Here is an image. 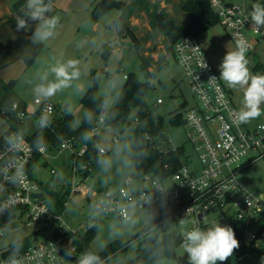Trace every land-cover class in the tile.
I'll return each instance as SVG.
<instances>
[{
  "label": "built area",
  "instance_id": "2783aa9c",
  "mask_svg": "<svg viewBox=\"0 0 264 264\" xmlns=\"http://www.w3.org/2000/svg\"><path fill=\"white\" fill-rule=\"evenodd\" d=\"M210 3L219 16L220 24L230 32L235 44L237 40L243 39L248 46L247 52L254 51L257 40L264 39V29L257 32L252 28L245 7L230 0H210ZM248 32L257 38L250 40ZM119 38L118 33L117 39L109 47L119 44ZM174 58L196 98V105L189 108L183 117L193 133L188 137L198 155L200 168L191 172L186 164L169 177L178 183V191L173 192H166L161 184L153 181V175H145L142 178L153 186V196L148 190H143L134 198L129 189L124 187L114 192L110 189L99 191L90 185L94 180L93 167L96 161L95 157L89 155L87 142H78L76 138L67 139L57 148L50 149L44 145V150L39 151L20 132L7 131L0 138V218L14 211V222L27 219L29 225L40 228L37 231L43 229L48 232L41 239L36 235L26 252L15 257L1 256L0 264H12L13 261L17 264H72L78 252L77 240L97 226L98 221L94 216L87 217L77 226L68 221L70 200L76 195L85 197L98 213L117 214L126 220L129 219L128 207L132 205L148 207L153 214L163 211L174 213V210L181 208L174 216L183 241L184 234L191 228L210 227L211 222L206 221L210 216H214V222L223 220L234 225L233 229L235 227L244 238L249 236L250 241L264 239V195L253 196L237 179L249 163L264 157V122L255 128L236 122L238 108L199 38L187 36L179 41L174 47ZM204 63L206 68L203 67ZM212 76L216 78L210 80ZM124 78L127 79V76ZM161 103L159 100L158 104ZM35 104L32 116L37 121L42 114L48 116L50 123L45 128H52L58 114L55 104L43 99L40 102L36 99ZM106 114L107 109H102L98 123L88 138L101 139L108 128ZM2 115L9 120L24 122L29 113L20 111L15 104L11 111H2ZM120 138L117 135L113 141L118 143ZM97 148V155L108 153L101 143H97ZM37 155L41 156L38 164L43 160L49 163L53 159L66 158V176L62 177L58 170L51 168L54 178L61 180L59 186L54 187L37 179L34 173ZM46 186L55 191H64L63 210L57 209ZM39 193L42 197L37 196ZM205 213L200 219V215ZM9 225L0 228V236Z\"/></svg>",
  "mask_w": 264,
  "mask_h": 264
},
{
  "label": "rangeland",
  "instance_id": "374dc122",
  "mask_svg": "<svg viewBox=\"0 0 264 264\" xmlns=\"http://www.w3.org/2000/svg\"><path fill=\"white\" fill-rule=\"evenodd\" d=\"M253 4H249L252 10L254 4H264V0H251ZM116 14L115 12H113ZM109 18V19H108ZM108 20H113L111 13ZM111 24V22H110ZM109 36L113 35V31H108ZM65 41L53 48V52L57 56L47 52L51 55V59L38 62V56L33 64L27 68L25 60L21 65L24 76L16 74L14 77L18 78L17 84L12 89L3 90L0 92V102L9 104L14 99L20 102L19 110L22 111L25 104L32 103L37 99L34 95L33 89L36 85L41 83H48L55 80V75L51 72L53 66L59 64H66L69 60L77 61V69L80 72L78 79L71 82V87L59 91L55 96L50 99L52 104H55L59 115L65 112V107L69 109L75 116L74 127L79 124L78 119L83 118L85 115L84 105L81 104V99L91 85L90 76L92 71H100L102 69L107 72L102 75L98 85V93L105 99L104 108L107 111L114 107L125 85V76L136 75L142 81H150L152 84L151 92L147 96V102L151 110L157 116H162L164 129L171 144L175 147H184V160L188 165L189 170L196 171L200 168L198 155L195 152L194 146L189 141V134H193L190 129L185 125H177L171 122V117L177 112L184 102L187 103L186 108L181 110L183 114L191 108L196 98L191 91L188 82L185 80L182 68L177 64L175 58L171 55L167 62L169 65L158 67L156 73L152 76L146 77L141 71L142 60L139 56L138 48L135 47L129 38H121L120 43L114 47L107 46L104 42L99 46L91 41V38H79V33L74 26H66ZM75 37L77 39H75ZM112 37V36H111ZM250 40L257 37L248 32ZM83 42L84 51L80 49L78 43ZM95 47V48H94ZM117 49V50H116ZM42 50V49H41ZM39 50V55L42 52ZM109 50L110 54L108 59L104 58L105 52ZM41 51V52H40ZM84 53V54H83ZM256 56V59L254 58ZM250 71L255 74H264V41L258 45L252 52L249 58ZM260 62L262 71H254L256 63ZM165 65V64H164ZM23 73V72H22ZM17 75V76H16ZM47 77V80L43 79ZM3 79V78H2ZM11 79V78H10ZM9 78L4 77V81L8 83ZM44 100V99H43ZM161 100L162 103L158 104ZM264 106V105H262ZM13 102L2 111H11ZM7 120V119H6ZM264 122V120H261ZM25 131L28 136H31L36 130L39 129V124L34 116H28L24 119ZM117 136L111 129H106L101 136V144L107 149L108 153L104 157L103 172L107 174V184L110 190L116 192L120 187L129 189L131 195L136 198L141 191L148 190L150 196H153L154 188L151 183L146 182L142 177H133L135 171L133 163V150L132 142L129 139L120 138V141L115 143L113 138ZM252 155V154H251ZM46 160L37 164L34 168V173L37 179L46 184H53L57 186L58 183L51 174V168L58 170L61 176L67 175L66 170L59 165V162L49 161L45 165ZM54 179V180H53ZM157 184H161L166 192L178 191V183L172 178H164L159 180L157 177L152 178ZM238 182L249 193L255 197L264 195V161L262 158L257 159L249 167H246L238 174ZM131 181L130 184L127 183ZM129 219H120L117 214L103 215L97 212V209L92 204H89L85 197L73 196L67 210L68 221L73 225L83 223L87 217L97 216V230L95 238L92 241V248L95 252L103 251L110 243L116 240L128 242L132 237L149 226L150 217L153 212L148 208H139L137 206L128 207ZM214 216H210L206 221L211 222L210 226L218 222L222 226L228 225L233 228L234 225L229 224L223 220L213 221ZM163 226L154 230L161 234ZM36 225H29L28 220L24 219L19 222L18 227H7L3 230V235L0 237V259L1 251L7 250L9 246L22 238L36 233L38 239H41L48 231L39 230ZM250 237L245 238L246 242H250ZM256 245L261 250L253 251L252 253L239 256L234 254L224 264H261V258L264 257V239H258ZM137 243H132L131 248L122 256L118 264H124L131 260L136 255ZM178 255L185 253L183 245L177 250ZM159 264H177L174 259H163ZM219 264V262H218Z\"/></svg>",
  "mask_w": 264,
  "mask_h": 264
},
{
  "label": "trees",
  "instance_id": "16d2710c",
  "mask_svg": "<svg viewBox=\"0 0 264 264\" xmlns=\"http://www.w3.org/2000/svg\"><path fill=\"white\" fill-rule=\"evenodd\" d=\"M44 4H50V0H44ZM16 7L27 6V0H19ZM126 3L120 0H99L91 11L92 23H97L104 15L112 11H121L125 8ZM183 9L190 14L191 20L186 26H180L167 13L161 12L157 16V27L165 35L171 44L170 52L174 55V47L179 41L187 36L199 38L201 35L213 29L219 24L218 14L212 8L210 0H188L185 2ZM113 25L120 36H128L134 45L138 48L139 40L131 31L123 19L116 18ZM4 45L0 44V49ZM43 45L38 43L35 53L31 57L25 58L27 68L35 61ZM110 51L107 50L104 58L107 60ZM259 65L255 67L257 69ZM141 71L146 77L154 75L150 72L144 63L141 64ZM106 71L104 69L92 71L90 76L91 85L81 99L84 105L85 115L79 118V124L74 127L75 116L65 109L62 115L56 114L52 128H39L31 136L25 131L24 122L11 120L8 132L16 130L23 134L34 146L37 140H42L44 145L50 149L57 148L63 141L76 138L78 142H87L90 147V157H95L93 177L90 184L99 191L111 189L107 184V174L103 172L104 157L106 155H97V143H101L100 137H89L91 130L95 127L99 114L104 108L105 99L98 93V85ZM17 80H12L8 85L13 86ZM152 84L150 81H142L136 75L127 76L125 85L114 107H111L106 114L107 129H111L120 135L123 139H129L132 142L133 163L135 171L133 177H143L153 175L159 180L169 178L180 171L186 165L184 158V147H175L168 139L162 116H157L151 110L147 102V96L151 92ZM187 103L181 105L177 112L171 117V122L177 125H186L181 110L186 108ZM90 117V119H88ZM41 156L37 155L34 164H38ZM89 159V158H88ZM264 161V157L262 158ZM254 162L249 163L248 167ZM47 165V163H45ZM101 172V174H100ZM52 200L56 203L58 210H63L64 191H55L50 186L45 187ZM181 208L174 210L179 212ZM173 212L163 211L155 213L150 217L149 226L134 235L128 242L116 240L110 243L103 251L97 253L92 248V241L95 238L97 226L89 231L82 238L77 240L78 252L72 264H78L82 254L91 252L98 255L103 264H118L122 256L126 255L131 248L132 243H137L136 255L124 264H159L163 259L169 258L177 261V264H188L187 254L178 255L177 250L183 245V239L180 231L176 228V219ZM14 211L6 217L0 218V228L10 223L9 227H18V222H14ZM166 226L162 229L161 234L154 230ZM235 236L239 241L240 247L234 252L243 256L253 251L261 250L256 245V241L246 242L245 238L238 234L234 227ZM30 234L21 240L11 244L7 250L1 251L2 257H15L18 254L26 252L32 246L35 236ZM1 237V236H0Z\"/></svg>",
  "mask_w": 264,
  "mask_h": 264
},
{
  "label": "crops",
  "instance_id": "0c3cea01",
  "mask_svg": "<svg viewBox=\"0 0 264 264\" xmlns=\"http://www.w3.org/2000/svg\"><path fill=\"white\" fill-rule=\"evenodd\" d=\"M18 1L19 0H0V44L4 45V47L0 49V92L9 88H14L17 83L8 88L7 85L12 80H17L18 82V78L14 77L15 72H20L16 74H22L24 76L28 69H25L24 72L21 65L24 63L26 57L34 55L38 43L43 45L42 52L40 51V55L38 54V62L51 59V55L44 51H49V53L56 54L55 56H57V53L53 52V48H56L59 44L65 41L63 38H65L66 26H74L79 33V38H91V41L98 46L103 42L109 46V44L118 37V31L116 26L113 25V21L116 18L123 19V21L129 25L128 27L134 33L136 39L140 42L138 52L142 63L146 65L150 72H154L162 65H169L167 60L170 55L174 58L173 53L170 52L171 44L169 39L163 35L157 27V16L161 12H165L180 26L188 25L191 20L190 14L183 9L185 2L188 0H120L126 3L123 10L110 12L104 15L95 24L91 21V11L94 4L99 0H50L51 11L45 13V16H59L60 21L55 28L52 37H49L46 40H37L33 38V33L38 28L40 22L33 21L28 15H26L29 11L27 6L16 7L15 4ZM230 2L243 5L247 13L250 15L251 9L249 8V4H253L251 0H230ZM254 5L252 6L254 7ZM111 13L113 14L114 19L112 21H107L106 17H109ZM17 17L26 20L27 27L25 29H21L20 31L16 30ZM108 31H113V35H111L112 37L109 36ZM121 38L129 37L122 35ZM75 39L77 38L75 37ZM199 40L207 57L219 74V65L222 62L224 55L227 51L235 50L236 44L230 32L219 22V24L213 27V29H210L201 35ZM263 41L264 39L257 40L256 47ZM131 43L134 45L132 41ZM77 46L84 51V46H86V44L80 42ZM252 52L250 51L246 53L248 61ZM254 58L256 59V56H254ZM255 61L257 62V59ZM257 65L259 66L255 69ZM248 66L251 68L250 62ZM255 67L254 71H262L260 62L256 63ZM252 74L255 73L253 72ZM5 76L6 78H11L8 83L4 81ZM223 84L231 94L233 101L239 110L243 101V89H232L224 82ZM12 102L13 106L16 104L20 108V102H17V99H14ZM12 102L9 104H3L0 102V138L7 133L11 122V120L2 115V110L12 104ZM35 105V101L34 104H25L22 110H26L29 113V116H32L33 109L36 107ZM195 105L196 102L193 106ZM66 108L67 107H65V109ZM262 108H264V106H262ZM261 120H264V115H261L259 118L251 120L248 123H244V125L248 128H255L258 124L263 122ZM50 161L59 162V165L65 170L67 164L65 157ZM55 180L58 183L57 186H59L61 180L59 178ZM96 217L97 216H95V218Z\"/></svg>",
  "mask_w": 264,
  "mask_h": 264
},
{
  "label": "clouds",
  "instance_id": "9594fccd",
  "mask_svg": "<svg viewBox=\"0 0 264 264\" xmlns=\"http://www.w3.org/2000/svg\"><path fill=\"white\" fill-rule=\"evenodd\" d=\"M28 12L26 15L33 21H39L38 28L33 33V38L46 40L54 35L60 17H46L45 13L51 11L50 4H44V0H27ZM250 21L252 28L259 32L264 29V4H256L251 10ZM27 27L25 19L16 18V30ZM248 46L243 39L237 40L235 50L227 51L219 65V78L229 88L243 89L242 106L236 111L237 123H248L251 120L264 115V74H252L246 53ZM203 67L207 65L204 63ZM55 80L41 83L34 87L33 92L37 102L47 100L55 96L59 91L71 87V82L78 79L80 72L77 69V61L69 60L66 64H59L51 68ZM212 76L210 80L215 79ZM43 79L47 80L45 76ZM90 119V117H88ZM50 118L41 115L38 124L41 128L49 125ZM88 139L87 136L84 137ZM36 148L44 150L42 140L36 141ZM240 247L235 236L234 229L228 225L216 222L207 228L193 227L184 234L183 248L187 254L188 264H224ZM70 255V253H68ZM12 264H17L13 261ZM78 264H103L101 258L91 252L82 254ZM264 264V257L261 258Z\"/></svg>",
  "mask_w": 264,
  "mask_h": 264
},
{
  "label": "water",
  "instance_id": "95a60500",
  "mask_svg": "<svg viewBox=\"0 0 264 264\" xmlns=\"http://www.w3.org/2000/svg\"><path fill=\"white\" fill-rule=\"evenodd\" d=\"M37 196H38V197H42V194H41V193H39ZM205 215H206V213H205V214H202V215H200V219H202V218H203Z\"/></svg>",
  "mask_w": 264,
  "mask_h": 264
}]
</instances>
